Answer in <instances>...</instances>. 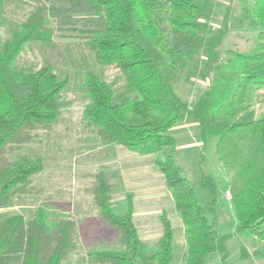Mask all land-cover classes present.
I'll use <instances>...</instances> for the list:
<instances>
[{
	"label": "trees",
	"instance_id": "trees-1",
	"mask_svg": "<svg viewBox=\"0 0 264 264\" xmlns=\"http://www.w3.org/2000/svg\"><path fill=\"white\" fill-rule=\"evenodd\" d=\"M213 1L65 0L58 9L38 4L8 39L0 38V210L10 208L43 170L40 157L11 159L10 153L30 144L36 131L51 127L61 115L69 78L59 76L52 65L20 63L29 47L53 42L51 21L61 13L70 22L84 24L86 43L99 64L119 71L126 85V92L119 94L88 70L81 84L87 98L83 123L103 145L154 156L183 221L186 264H208L212 254L220 256V264H228L227 244L233 236L219 234L208 218L216 204L212 177H203L202 186L211 196L203 205L178 163V144L169 131L186 119L199 124L203 145L217 139L238 220L235 235L249 238L253 257L264 261V0H249L248 15L242 16L258 32L254 50H231L225 57L218 49L235 19L227 10L215 30L208 22ZM6 3L0 0V25ZM203 49L206 57L199 63L196 58ZM190 73L205 77L208 85L192 108L180 89ZM93 193L100 223L121 249L91 256L102 264L172 263L174 231L165 212L160 216L161 235L149 245L133 220V194L115 204L103 172L96 174ZM74 233L73 219L52 223L42 206L28 219L2 214L0 264H65L76 250ZM247 258L243 246L241 259Z\"/></svg>",
	"mask_w": 264,
	"mask_h": 264
},
{
	"label": "rangeland",
	"instance_id": "rangeland-1",
	"mask_svg": "<svg viewBox=\"0 0 264 264\" xmlns=\"http://www.w3.org/2000/svg\"><path fill=\"white\" fill-rule=\"evenodd\" d=\"M249 0H214L209 15V24L217 30L229 12L230 31L223 37L218 49L221 57L233 50L252 52L256 45L257 31L248 25L242 16H247ZM38 4L61 8L65 0H7L6 12L0 25V38L8 39L17 25L26 19ZM51 21L54 40L48 46L33 45L20 58L26 66L52 65L62 78L70 80L62 96L61 115L51 127L34 133L30 144L10 153L11 159L26 155L40 157L43 170L34 176L25 194L15 197L10 208L0 210L2 214H22L27 219L35 209L42 206L55 223L62 219H73L75 223L74 243L76 250L65 264H102L95 259L94 252L106 249H121L111 231L100 223V211L95 203L93 187L96 174L103 172L109 179L115 204L124 200L127 193L134 196V223L141 240L154 245L162 231L160 216L165 212L174 231V252L171 264H186L187 247L184 225L163 175L157 170L150 156L139 158L121 146L101 144L96 135L83 123V110L87 102L81 84L88 70L95 71L109 82L119 94L126 92L121 73L102 67L89 49L85 26L81 21L70 22L61 13ZM69 21V22H68ZM75 21V20H74ZM82 31V33H81ZM206 49L196 58L203 62ZM180 86L184 101L192 108L207 89L205 77L190 73ZM200 126L184 120L169 131L178 144L177 159L194 187L198 198L206 205L211 196L203 188V177L210 176L216 185V204L208 214L215 230L233 235L228 242V264H264L253 257L254 246L249 238L235 235L238 227L235 210L229 196L227 173L217 155V139L203 145ZM245 246L249 258L241 259V248ZM208 264H220V256L212 254Z\"/></svg>",
	"mask_w": 264,
	"mask_h": 264
},
{
	"label": "crops",
	"instance_id": "crops-1",
	"mask_svg": "<svg viewBox=\"0 0 264 264\" xmlns=\"http://www.w3.org/2000/svg\"><path fill=\"white\" fill-rule=\"evenodd\" d=\"M135 155V154H134ZM148 156V155H147ZM139 158H145V156H138ZM149 159H154L155 160V158L154 157H151L150 156V158ZM155 164V163H154Z\"/></svg>",
	"mask_w": 264,
	"mask_h": 264
},
{
	"label": "built area",
	"instance_id": "built-area-1",
	"mask_svg": "<svg viewBox=\"0 0 264 264\" xmlns=\"http://www.w3.org/2000/svg\"><path fill=\"white\" fill-rule=\"evenodd\" d=\"M229 196H230V193H229Z\"/></svg>",
	"mask_w": 264,
	"mask_h": 264
}]
</instances>
